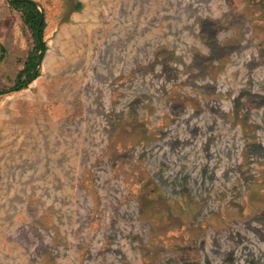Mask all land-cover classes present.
I'll use <instances>...</instances> for the list:
<instances>
[{
  "label": "rangeland",
  "instance_id": "374dc122",
  "mask_svg": "<svg viewBox=\"0 0 264 264\" xmlns=\"http://www.w3.org/2000/svg\"><path fill=\"white\" fill-rule=\"evenodd\" d=\"M47 50L0 93V264H264V0H35ZM34 47L0 0V90Z\"/></svg>",
  "mask_w": 264,
  "mask_h": 264
},
{
  "label": "trees",
  "instance_id": "16d2710c",
  "mask_svg": "<svg viewBox=\"0 0 264 264\" xmlns=\"http://www.w3.org/2000/svg\"><path fill=\"white\" fill-rule=\"evenodd\" d=\"M9 2L13 8L21 12L24 24L31 29L34 47L30 50L23 68L16 74L14 83L10 87L0 90V93L18 91L28 87L40 75L38 67L48 48L44 39L47 21L37 2L35 0H9Z\"/></svg>",
  "mask_w": 264,
  "mask_h": 264
}]
</instances>
